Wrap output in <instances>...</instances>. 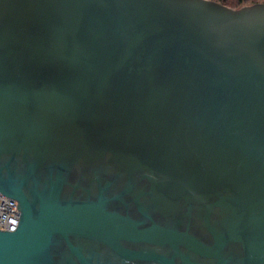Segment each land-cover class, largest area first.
<instances>
[{
    "label": "water",
    "instance_id": "1",
    "mask_svg": "<svg viewBox=\"0 0 264 264\" xmlns=\"http://www.w3.org/2000/svg\"><path fill=\"white\" fill-rule=\"evenodd\" d=\"M0 264H264V2L0 0Z\"/></svg>",
    "mask_w": 264,
    "mask_h": 264
},
{
    "label": "built area",
    "instance_id": "2",
    "mask_svg": "<svg viewBox=\"0 0 264 264\" xmlns=\"http://www.w3.org/2000/svg\"><path fill=\"white\" fill-rule=\"evenodd\" d=\"M17 201L0 192V229L12 230L19 220Z\"/></svg>",
    "mask_w": 264,
    "mask_h": 264
},
{
    "label": "rangeland",
    "instance_id": "3",
    "mask_svg": "<svg viewBox=\"0 0 264 264\" xmlns=\"http://www.w3.org/2000/svg\"><path fill=\"white\" fill-rule=\"evenodd\" d=\"M222 3H225L229 7L232 8H239L245 5H251L253 3H258V2H264V0H217Z\"/></svg>",
    "mask_w": 264,
    "mask_h": 264
},
{
    "label": "trees",
    "instance_id": "4",
    "mask_svg": "<svg viewBox=\"0 0 264 264\" xmlns=\"http://www.w3.org/2000/svg\"><path fill=\"white\" fill-rule=\"evenodd\" d=\"M215 1H217V0H215ZM218 2H220V1H218ZM220 3H222V2H220ZM256 3V2H255ZM223 4H225V3H223ZM254 4V3H253ZM226 5V4H225ZM228 6V5H227Z\"/></svg>",
    "mask_w": 264,
    "mask_h": 264
}]
</instances>
